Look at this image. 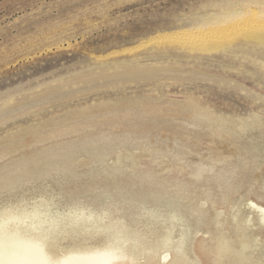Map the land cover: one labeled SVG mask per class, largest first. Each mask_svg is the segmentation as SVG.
<instances>
[{
	"label": "rangeland",
	"instance_id": "374dc122",
	"mask_svg": "<svg viewBox=\"0 0 264 264\" xmlns=\"http://www.w3.org/2000/svg\"><path fill=\"white\" fill-rule=\"evenodd\" d=\"M257 2L0 0V208L46 198L147 242L149 214L174 207L201 229L190 252L211 264L200 250L216 215L233 239L227 204L264 205V24L208 50L162 39ZM223 177L240 183L228 203ZM252 213L243 206L239 220ZM253 219L250 263L264 264Z\"/></svg>",
	"mask_w": 264,
	"mask_h": 264
},
{
	"label": "bare ground",
	"instance_id": "6f19581e",
	"mask_svg": "<svg viewBox=\"0 0 264 264\" xmlns=\"http://www.w3.org/2000/svg\"><path fill=\"white\" fill-rule=\"evenodd\" d=\"M217 17L206 26L200 25L195 29L166 35L162 40L164 43L186 44L191 50H206L213 39L227 32L236 33L249 24L252 26V23L254 26L263 25L264 3L257 2L254 6L250 3ZM260 25L257 26L258 29ZM135 50L126 49L124 52L133 53ZM260 125L264 136V123ZM232 180L223 177L216 181L224 203L231 201L240 189V183ZM257 183L255 181L252 188ZM260 187L264 189V183ZM52 205V200L41 198L31 205L21 203L0 208V264H201L199 256L189 250L193 234L201 232V229L194 231L188 216L174 207L168 212L149 214L151 222L146 225L153 227L150 231L156 236L151 241L143 242L135 232L127 230L129 227L114 222L116 219L113 217L114 220L110 219L111 216L106 217L84 208L78 209L79 206L77 209L62 211ZM227 205L232 214L235 237L231 239L227 235L231 229L227 228V231L223 227L221 215H216L213 222L215 236L203 243L201 255L211 264H251L249 251L254 248L256 238L250 228L253 227V217L256 219L255 226H264V205L247 197L237 207H232L230 202ZM243 206L250 207L253 213L252 217L241 222L239 215ZM95 237H102V245H81ZM67 240L76 243L74 248L62 247V243Z\"/></svg>",
	"mask_w": 264,
	"mask_h": 264
}]
</instances>
